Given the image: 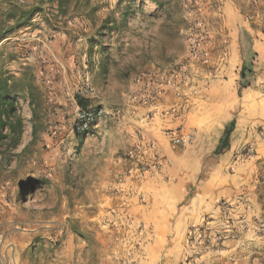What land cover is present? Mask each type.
<instances>
[{
  "label": "rangeland",
  "instance_id": "1",
  "mask_svg": "<svg viewBox=\"0 0 264 264\" xmlns=\"http://www.w3.org/2000/svg\"><path fill=\"white\" fill-rule=\"evenodd\" d=\"M99 53L126 89L110 102ZM0 75L25 94L21 143L0 154V264L264 256V0H0ZM157 91L194 114L164 125L172 107ZM214 103L223 121L252 123L233 136L230 122L216 149L200 150ZM80 109L102 110L90 131L77 130ZM110 127L125 134L111 168ZM211 175L241 191L197 212L190 199Z\"/></svg>",
  "mask_w": 264,
  "mask_h": 264
},
{
  "label": "crops",
  "instance_id": "2",
  "mask_svg": "<svg viewBox=\"0 0 264 264\" xmlns=\"http://www.w3.org/2000/svg\"><path fill=\"white\" fill-rule=\"evenodd\" d=\"M102 55H103L102 53H99V58L96 62H94V66H95V70H97V72L101 73L103 76L104 75L106 76L108 73L107 76L112 83L107 82V85L109 84L107 86V91H109V95L105 99H106V101L110 102V98L114 97L115 95L118 97V99L120 98V96L123 97L125 95L126 89H125V85L123 84L122 81H120L119 77L113 76L112 73L114 71L111 73V69H110L111 65L107 64L106 59ZM115 63H116V68H115L116 70L115 71L117 72L118 70H120V66H121L118 58L115 59ZM134 77H135V74L128 81V84H130L129 87L131 85L135 84L133 82ZM137 82H138V84H141L140 79H138ZM157 92H158L157 93L158 94L157 95V105H164L166 107L167 106H170V107L173 106L172 105L173 103H169V101H168L169 98L171 97V94H172L171 92H167V91H157ZM182 105H183V103H182ZM172 108H173V110H172ZM172 108H171L170 113H166V116L164 118L165 120H163L164 125L167 124L166 126L177 124L180 122V120L182 118H184V117L188 118L189 115L194 114V112H191V111H187V113L181 114L182 112L178 106L175 108L174 107H172ZM212 109H213V112H211L210 115H205V114L201 115V121H202L201 128H203L205 132L207 131L208 136L213 135V138H212L213 140L209 144L203 143L204 145H202V146L198 144L197 146H199L201 148L200 150L213 151L214 149H216L217 146L219 145L221 136L224 134L225 129L230 122H235L234 123L235 126L233 129L234 131H232L233 136H236L239 133L246 134V126L249 125L250 123H252V120H251V122H244V121L239 122V120L237 118H235V121L232 118H228L227 120L223 121L221 113H218L215 110L216 109L215 103H214V106L212 107ZM195 114H197L198 117H200V114L198 112ZM245 120H248V119L245 118ZM119 131H121V130L120 129L118 130V127H110L105 133L106 140L108 141V156H109V167L110 168L112 167L113 163L115 162L113 160V157L115 156V154L119 151V149H122L125 147L124 138L122 139V135L124 134V131L123 130H122L123 132L122 131L119 132ZM116 137H119V138L121 137V142ZM227 156H228V154L225 155V158ZM204 157H205V161H207L206 158L210 159V161H213L216 159V158L213 159L212 155H210L209 157H207L205 155ZM221 160H224V159L222 158ZM108 178H109V182H112L114 180L113 176L111 174H109ZM218 178L219 177L211 175L210 178H207L203 183H201L198 196H195V197L190 199L191 202L198 205L197 208H199V209L197 212H200L202 209H203V211L206 210L209 212L216 211L217 201L219 199H221L222 197L234 199L235 196L240 193V191H241L240 188L238 186H236L232 180L230 182L228 180H222L223 183L220 184V182L218 181ZM124 179L122 181H120L123 184L126 181ZM226 181H227V183H225ZM133 201H134L133 208H140L141 207L140 203L136 204L135 194L133 195ZM171 204H172V202H171ZM192 212H193V210H192ZM170 213H169V210L167 208H165V210L162 213H160V214L158 213L157 220H158L159 216L161 219H160V221H157L156 223L157 224L162 223V225H163V223L168 224L167 220H168ZM164 217H165V219H164ZM231 258H233V260H230L229 264H241V263L242 264H264V256L251 255V256L238 257V258L232 256Z\"/></svg>",
  "mask_w": 264,
  "mask_h": 264
},
{
  "label": "trees",
  "instance_id": "3",
  "mask_svg": "<svg viewBox=\"0 0 264 264\" xmlns=\"http://www.w3.org/2000/svg\"><path fill=\"white\" fill-rule=\"evenodd\" d=\"M157 1V0H155ZM15 76L0 75V154L17 148L25 130V122L20 110L18 97L25 95L17 84ZM81 105L83 99L78 98ZM34 105V101L32 100ZM35 122V121H34ZM33 137L37 133L36 122L33 124ZM5 149L2 150V146Z\"/></svg>",
  "mask_w": 264,
  "mask_h": 264
},
{
  "label": "built area",
  "instance_id": "4",
  "mask_svg": "<svg viewBox=\"0 0 264 264\" xmlns=\"http://www.w3.org/2000/svg\"><path fill=\"white\" fill-rule=\"evenodd\" d=\"M90 91H94V87H89ZM102 115V110H98L93 112L88 109H80L79 113V124L77 126L78 131H90L92 126H94V121L97 118H100ZM182 140L183 142H190L192 140V136L190 134H183L182 138H178V140Z\"/></svg>",
  "mask_w": 264,
  "mask_h": 264
}]
</instances>
